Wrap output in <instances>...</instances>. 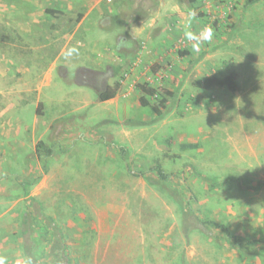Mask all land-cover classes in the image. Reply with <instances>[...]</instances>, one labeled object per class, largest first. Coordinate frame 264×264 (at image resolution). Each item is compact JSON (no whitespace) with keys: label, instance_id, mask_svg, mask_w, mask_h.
<instances>
[{"label":"rangeland","instance_id":"374dc122","mask_svg":"<svg viewBox=\"0 0 264 264\" xmlns=\"http://www.w3.org/2000/svg\"><path fill=\"white\" fill-rule=\"evenodd\" d=\"M139 83L175 92L161 117ZM6 223L34 264H264V0H0Z\"/></svg>","mask_w":264,"mask_h":264},{"label":"trees","instance_id":"16d2710c","mask_svg":"<svg viewBox=\"0 0 264 264\" xmlns=\"http://www.w3.org/2000/svg\"><path fill=\"white\" fill-rule=\"evenodd\" d=\"M256 1H258V0H247V4H250V3H253ZM47 12L55 15L59 11L53 10V9H47ZM81 16L82 15L78 16L77 21L81 18ZM193 84L200 89H209V88L214 87V86H225L232 92L237 91L238 86H239L237 81H236L234 73L227 74L223 77H218L216 75H210L203 80H198V79L194 80ZM120 85L121 84L119 82H116L114 85H108L106 90L101 92L97 96L96 100L97 101H105V100H108L110 98H113L117 94ZM138 87L142 91V93L144 94L141 97V103L143 105L149 106L150 109L155 112L156 117H158V118L163 115V109L167 106V102L169 100V97H171V98L175 97V92L170 91L168 89H164V88L162 89V88L149 86L145 83H139ZM145 95H146V97H148V96L149 97L150 96L156 97L158 100V104L150 103V101H148V99L145 97ZM126 121L127 122H133L132 119H128ZM188 146L192 147L193 145H188ZM215 225L218 227H221L228 235L231 234L230 230L225 225H223L221 223H215ZM46 228L49 229L48 226ZM185 233H187V234L189 233L188 228L185 229ZM58 242H59V239H57V243ZM254 243H255V241L249 242V244H254ZM63 256L66 259L65 255H63ZM246 256L248 258H254L256 256V253H254V254L246 253Z\"/></svg>","mask_w":264,"mask_h":264},{"label":"clouds","instance_id":"9594fccd","mask_svg":"<svg viewBox=\"0 0 264 264\" xmlns=\"http://www.w3.org/2000/svg\"><path fill=\"white\" fill-rule=\"evenodd\" d=\"M196 16L195 12H189L188 19L185 23L184 39L190 43L193 52H198L201 45L205 42H211L214 36V32L211 26H204L199 32H193L191 30L192 19ZM127 41L121 39L120 44L125 45ZM65 60L79 55V49L76 46L69 47L66 51L62 52ZM0 264H8V258L0 256ZM12 264H33L31 256H23L15 259Z\"/></svg>","mask_w":264,"mask_h":264},{"label":"crops","instance_id":"0c3cea01","mask_svg":"<svg viewBox=\"0 0 264 264\" xmlns=\"http://www.w3.org/2000/svg\"><path fill=\"white\" fill-rule=\"evenodd\" d=\"M259 1V0H258ZM160 5H164V0H160ZM83 14V13H82ZM81 15L80 13L78 14V16ZM83 16V15H82ZM81 16V17H82ZM85 20V19H84ZM164 41V39H162ZM166 42V41H164ZM163 45V44H162ZM168 47V46H166ZM181 53V52H180ZM183 54V53H181ZM185 54V53H184ZM115 73V72H114ZM194 81V80H193ZM193 83V82H192ZM198 88V87H197ZM200 89V88H199ZM119 100L122 101V103H119ZM98 103H108L109 105H114V110L117 111V114L120 115L125 108H129L128 106V102L126 100H124V97L121 96V91H118L117 94L113 97L110 98L108 100L105 101H97ZM127 115V114H126ZM30 196H34L31 195ZM29 214L31 215L32 213L29 211ZM27 216V215H26ZM21 224H25V219H23V221H20ZM7 224V223H6ZM8 228V224L4 227L3 230H0V256H5L8 258V264H12V262L19 258V257H23V256H30L26 253L24 244L22 242L18 243V245L14 248L10 243H7V240L9 239L10 241L13 239H10L9 236H6L4 238V236L7 233L6 229ZM12 229V228H11ZM24 230L25 228H23V234H24ZM22 234V233H20ZM20 234L16 235L17 237L20 236ZM24 237V235H23ZM4 238V239H3ZM6 246V247H5ZM34 255V254H33ZM32 255V259L33 262H38V258L37 257H33ZM34 264V263H33Z\"/></svg>","mask_w":264,"mask_h":264}]
</instances>
